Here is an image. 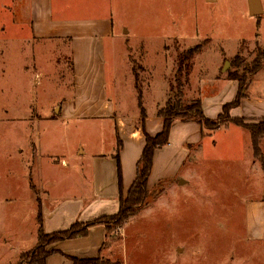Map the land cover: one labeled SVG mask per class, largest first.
I'll list each match as a JSON object with an SVG mask.
<instances>
[{
    "label": "rangeland",
    "instance_id": "rangeland-1",
    "mask_svg": "<svg viewBox=\"0 0 264 264\" xmlns=\"http://www.w3.org/2000/svg\"><path fill=\"white\" fill-rule=\"evenodd\" d=\"M68 1L76 8L75 14L112 13L115 33L125 43L123 67L130 68L134 79L133 87L126 79L120 83L118 98L129 107L145 114L165 111L168 100L178 94L175 75L179 57L200 45L201 52L192 61L189 85L183 88L184 102L201 99L206 110L217 115L220 105L234 100V81L228 75L241 74L244 68H252L259 61V72L253 77L246 74L249 100L238 111L242 117L264 119V13L250 17L247 0ZM262 3L264 7V0ZM5 11L14 13V7L10 4ZM29 26L14 18L0 37L2 158L9 160L13 152L10 136L14 131L15 158L19 157L20 174L26 176L29 188L28 193L23 186L20 190L22 221L12 219L6 211L13 204L12 199H0V264H21V255L31 254L38 246L44 247L40 251L49 252L55 244L44 246L46 241L50 243L47 238L53 233L43 230L47 238H38L37 206L57 200L37 188L35 176L54 178L52 182L57 185L64 182L65 188L58 189V199L73 195L78 192L77 183L71 178L75 173L64 171L62 162L69 161L76 167L78 164L73 162L78 159L87 167L84 160L91 153H107L114 143V132L108 125L60 119L62 101H73L70 42L37 41ZM109 47L107 61L111 70L114 54ZM113 86L110 79V89ZM131 92L136 97H128ZM139 94L142 97H137ZM93 126L96 130L91 129ZM262 129L264 132V126ZM259 141L264 155V134ZM80 145L88 151L85 157L78 155ZM17 148L21 156H16ZM215 154L217 151L210 159L196 163L194 179L176 196L168 195L162 205L152 202L150 208L122 228L112 227L95 264H253L256 247L245 239L243 203L249 195L257 194L258 173L244 165L247 157L236 163L229 156L233 152L222 159ZM55 164L59 167L50 168ZM3 165L5 168L8 163ZM30 179L36 186L34 191L29 187ZM250 179L253 183H249ZM168 185L162 183L156 189L164 193ZM35 210L36 215H32ZM33 220L36 244L24 246L31 247L27 251L21 247L19 257L10 255L11 250L6 247L13 248L15 238L9 237L7 230L15 231L18 238L25 237V233H32ZM88 222L76 223L83 226Z\"/></svg>",
    "mask_w": 264,
    "mask_h": 264
},
{
    "label": "crops",
    "instance_id": "crops-1",
    "mask_svg": "<svg viewBox=\"0 0 264 264\" xmlns=\"http://www.w3.org/2000/svg\"><path fill=\"white\" fill-rule=\"evenodd\" d=\"M10 4L14 7V13L5 11ZM75 9L68 0H0V37L3 36L7 23L15 18L29 23L30 33L37 41L70 42L73 101H62L60 119L108 125L114 132V143L107 153L94 152L84 160L89 166L85 167L83 161L80 162L78 159L73 162L78 164L76 167L69 161L62 162L64 171L75 173L71 177L77 183L78 192L75 194L61 196L58 199V189L65 188L64 182L57 185L52 182L54 178L40 174L35 176L37 188L46 192V197L53 201L57 200L51 205L45 203L41 205L43 230L46 233L67 230L76 222L91 221L118 213L121 196L127 197L136 179L137 164L145 147V132L154 137L164 127V119L158 111L145 114L129 107L118 98L121 96V81L125 82L126 79L128 85L131 84L133 87L134 79L130 68L127 65L123 67L125 43L121 36L115 33L112 13L75 14ZM16 30L19 31V26H16ZM108 45L114 54L111 70L107 61ZM110 79L114 85L113 90L110 89ZM232 84L234 91L231 96L235 100L238 84L235 81ZM128 97L136 96L131 92ZM248 100L247 96L241 105L243 106ZM202 105L206 118L215 119L222 113L225 104L220 105L217 115L206 110L203 100ZM238 109L231 111L233 118H242L246 123L264 122V119L242 117ZM91 129L96 130L95 126ZM12 133L9 136L15 144ZM118 140L122 143L119 162L115 158ZM14 144L9 160L2 158L4 153L3 148L0 147V199H12L13 204L7 207L6 211L11 214L9 217L12 219L22 221L20 190L23 186L28 193L29 188L26 176L22 177L20 174L18 164L20 160L19 157L15 158ZM213 151H217L215 156L220 159L228 157L233 152V155L229 156L236 163L243 162L247 157L248 160L244 165L246 164L250 170L255 168L258 173L257 183L255 182L258 188L257 194L249 195L243 203V210L245 239L247 243L256 247L252 262L260 264L259 261L264 262V194H262L264 170L260 161L254 156L251 135L247 130L228 124L212 134L203 136L202 127L197 121L175 120L168 145L157 150L154 155L152 173L148 182L149 191L157 192L156 188L159 184L169 183L168 188L155 199L154 204L162 205L163 202L168 201V195L176 196L181 189L189 186L196 173V163L201 159H210ZM87 154V149L80 145L79 157H85ZM16 156H21L18 148ZM4 162L8 163L5 168ZM11 162L13 163L9 164ZM51 167H59V164ZM66 179H69V176ZM250 182L253 183L252 180ZM32 215H36V210ZM32 224V233L26 235L24 232L25 237L18 238L15 231L7 230L9 231L7 235L15 238L14 247H6L11 250L10 255L19 257L21 247L27 251L36 244L34 220ZM107 242L105 227L95 226L90 229L87 237L55 243L50 251L55 250L57 253L51 254L46 264H73L68 257L79 260L97 259L102 255ZM26 245L31 247L25 248Z\"/></svg>",
    "mask_w": 264,
    "mask_h": 264
},
{
    "label": "trees",
    "instance_id": "trees-1",
    "mask_svg": "<svg viewBox=\"0 0 264 264\" xmlns=\"http://www.w3.org/2000/svg\"><path fill=\"white\" fill-rule=\"evenodd\" d=\"M202 47L196 46L193 49L184 51L179 57L178 68L175 75V87L177 88V96L173 99L168 100L165 111L160 112V116L164 119L163 130L152 137L145 132V147L142 153V157L137 164V175L136 179L130 188L126 198L121 196L120 208L118 213L109 216H102L94 219L83 226H78L74 223L69 229L63 231L53 232V234L47 238L50 243L46 241L44 244L45 248L48 244L73 240L78 238L87 237L91 228L95 226H104L106 234L111 231L112 227L122 228L131 218L138 215L144 209H146L157 197L163 192L162 189L157 191L156 195L152 194L148 189V182L152 173L154 155L157 150L168 145L170 139V133L172 125L175 120L180 119L182 121H197L202 127L203 136L212 134L220 128L234 124L245 130H247L252 139V145L254 150V156L258 159L264 170V155L260 147V138L264 134L263 126L264 122L260 123H246L242 118H233L231 111L239 108L242 101L247 98V91L249 89V82L247 81L246 74L253 77L260 69V62L256 61L252 68L246 67L241 74L230 73L228 79L231 81L238 82V92L235 100L231 103L225 104L222 113L216 119H208L204 115L203 105L201 99L190 100L184 102L183 100V88L189 85V79L193 70V59L201 52ZM240 68V67H238ZM173 88V86H172ZM139 97H142L139 94ZM122 149V143L118 140L117 148L115 151V158L119 162V156ZM29 187L33 191L36 186L33 179L29 181ZM38 210V221L40 223V230H38V238L43 241L45 238L43 234V218L41 205L37 206ZM42 229V230H41ZM38 250L33 251L31 254L21 255V264H46L47 258L54 253L55 250L51 251H40L44 247L38 246ZM73 264H95L97 260H79L76 258L68 257Z\"/></svg>",
    "mask_w": 264,
    "mask_h": 264
},
{
    "label": "water",
    "instance_id": "water-1",
    "mask_svg": "<svg viewBox=\"0 0 264 264\" xmlns=\"http://www.w3.org/2000/svg\"><path fill=\"white\" fill-rule=\"evenodd\" d=\"M247 3H248V13L250 17H259L264 13L262 0H247ZM227 67H228V63L226 65V68Z\"/></svg>",
    "mask_w": 264,
    "mask_h": 264
}]
</instances>
